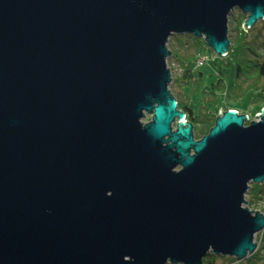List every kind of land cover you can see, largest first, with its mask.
Wrapping results in <instances>:
<instances>
[{
  "label": "water",
  "instance_id": "obj_1",
  "mask_svg": "<svg viewBox=\"0 0 264 264\" xmlns=\"http://www.w3.org/2000/svg\"><path fill=\"white\" fill-rule=\"evenodd\" d=\"M234 9L264 20V0H0V264L255 253L264 107L195 140L169 89V38L224 57Z\"/></svg>",
  "mask_w": 264,
  "mask_h": 264
},
{
  "label": "trees",
  "instance_id": "obj_2",
  "mask_svg": "<svg viewBox=\"0 0 264 264\" xmlns=\"http://www.w3.org/2000/svg\"><path fill=\"white\" fill-rule=\"evenodd\" d=\"M238 14V36L233 42L230 41L228 53L221 57L215 69V79L207 85H202V73L196 74L189 66L190 62L198 66L197 61L201 58L199 50L207 48L204 40L192 35H172L168 40L170 55L167 64L171 71L169 89L176 99L177 109L191 123L195 140L209 132L220 113L235 110L238 114H244L238 108L245 103L247 97L249 113L258 114L264 107V35L260 33L262 27L256 28L253 36L255 42L249 44L244 35L250 34L251 28L246 29L247 31L240 28L245 17L240 12ZM173 45L175 46L172 47ZM173 70H177V73L173 74ZM231 73L232 82L227 84ZM249 123L248 118L246 125ZM245 199L251 207H258L263 214L264 205H260L264 204V182L250 184ZM259 241L255 253L248 256L245 263L264 264V232ZM219 260H229L230 264L237 263L234 258L227 259L209 253L202 264H216Z\"/></svg>",
  "mask_w": 264,
  "mask_h": 264
},
{
  "label": "rangeland",
  "instance_id": "obj_3",
  "mask_svg": "<svg viewBox=\"0 0 264 264\" xmlns=\"http://www.w3.org/2000/svg\"><path fill=\"white\" fill-rule=\"evenodd\" d=\"M239 12L240 11L238 9H234L233 11H231V13L228 16V38H229V40L231 42L236 40V38L238 36L237 28L239 27V25H238L239 24V17H240L239 14H238ZM260 27H262L260 33H262L264 35V20H263V22L262 21H258L251 28V30L249 31L250 34H248L246 36L244 35L245 37H247V41H248L249 44H252V42H255L254 39H253V36L256 34L255 33L256 32V28L258 29ZM240 28L241 29L244 28V27H242V24L240 25ZM243 30H246V29H243ZM167 44H168V42H167ZM171 44H174V43L171 41ZM174 46L175 45H173L172 47H174ZM199 52L201 53V58H202V60H204L205 63L202 66H197L195 63L190 62L189 66L192 68V70L196 74L197 73H202V85H207V84L211 83V81H213L215 79V76H216L215 75L216 74L215 73V69L217 67V64H218L219 60H221V57L215 55L212 52V50L210 48H208V47L206 49L201 48L199 50ZM172 72H173V74H176L177 70H173ZM231 82H232V73L229 76L227 84H231ZM169 88H170V86H169ZM248 99H249V97H247L246 100H245V103L238 108V111L241 112V113H244V114L246 113L245 115H247V117L249 118V121L252 122V121L257 120L258 117H255L257 114L253 115V114H251V113H249L247 111V109L249 108ZM258 114H260V113H258ZM150 120H151V116L145 114L144 118L142 119V123H148V122H150ZM172 128L175 129V123L172 125ZM263 205L264 204H261L260 207H262ZM244 206L249 208L251 211H256V212L260 213V210H259L258 207L257 208H253L248 203L246 205H244ZM263 215H264V213H263ZM263 232H260L257 235H255L254 242H256V243L260 242L259 239L262 236ZM224 258L229 259V258H233V257L225 256ZM234 260L237 263H240V264H247V263H245L246 259H244L242 261H237L236 258H234ZM237 263H233V264H237ZM216 264H230V262H229V260H219V261L216 262ZM259 264H261V263H259Z\"/></svg>",
  "mask_w": 264,
  "mask_h": 264
},
{
  "label": "built area",
  "instance_id": "obj_4",
  "mask_svg": "<svg viewBox=\"0 0 264 264\" xmlns=\"http://www.w3.org/2000/svg\"><path fill=\"white\" fill-rule=\"evenodd\" d=\"M197 64L198 66H202L204 64V60H202V58H199Z\"/></svg>",
  "mask_w": 264,
  "mask_h": 264
}]
</instances>
